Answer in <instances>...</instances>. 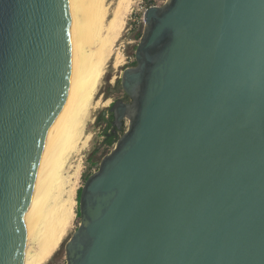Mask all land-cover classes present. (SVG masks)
<instances>
[{"label": "water", "instance_id": "1", "mask_svg": "<svg viewBox=\"0 0 264 264\" xmlns=\"http://www.w3.org/2000/svg\"><path fill=\"white\" fill-rule=\"evenodd\" d=\"M75 1L0 0V264L56 155ZM120 84L65 264H264V0L149 6Z\"/></svg>", "mask_w": 264, "mask_h": 264}, {"label": "bare ground", "instance_id": "2", "mask_svg": "<svg viewBox=\"0 0 264 264\" xmlns=\"http://www.w3.org/2000/svg\"><path fill=\"white\" fill-rule=\"evenodd\" d=\"M91 1V9L83 6L81 0L75 1L72 26L76 76L55 158L25 214L22 264H44L60 246L71 215L69 202L63 197L67 183L63 169L71 154L82 150L91 137V133L85 132L86 122L91 109L101 102V99L97 100L96 93L124 26L122 15L126 7L116 10L114 17L107 22L105 0ZM90 23L102 35L98 34L101 36L96 48L86 54L84 43ZM122 60L123 54L118 52L115 66L121 65ZM32 232L38 233L34 250L27 243V236Z\"/></svg>", "mask_w": 264, "mask_h": 264}, {"label": "rangeland", "instance_id": "3", "mask_svg": "<svg viewBox=\"0 0 264 264\" xmlns=\"http://www.w3.org/2000/svg\"><path fill=\"white\" fill-rule=\"evenodd\" d=\"M87 1L85 0L84 3V0H81V3L83 6H87L91 9L90 2L92 1ZM152 2H161V0H105V6L107 8L108 15L107 22H109V20L114 17L116 10L120 9L121 7L122 9L126 7L125 12L122 15L124 19V26L121 28L118 40L115 42V46L113 47V54L107 61L103 79L101 80L96 93L97 100L101 99V102L96 107H94L93 110L91 109L86 122L85 132L91 133V137L87 145L82 150L71 154V157H69L63 169V175L66 177L67 181L65 185L66 192L63 197L69 202L71 215L58 250L44 264H65V244L72 234L77 230L80 222V216L78 215L79 189L84 185L86 178L97 170V164L100 163L102 158L115 148L117 140L125 131L124 130L122 133L118 132V139H116L114 144L108 148H105V126L98 123V121L103 112L110 111L109 109L114 101V96L107 94L108 89L111 90L115 88L122 76L124 69L133 65L132 60L133 58L135 60V50L138 43L140 42V38L144 29V11L150 6ZM90 24H88V28H90L88 33L89 36L87 35V41L85 40L84 43L86 54H90L91 51L96 48V43H98L100 39L99 36L102 35V32L99 33V31L95 29L96 26L93 27V23ZM118 52L123 54V60L121 65L115 66ZM91 157L93 158L92 160H90ZM37 241L38 233L32 232L27 236V243L29 244L31 250L36 248Z\"/></svg>", "mask_w": 264, "mask_h": 264}, {"label": "flooded vegetation", "instance_id": "4", "mask_svg": "<svg viewBox=\"0 0 264 264\" xmlns=\"http://www.w3.org/2000/svg\"><path fill=\"white\" fill-rule=\"evenodd\" d=\"M107 94L114 96L113 103L118 101V100H123V101L128 102V103L131 102V99L124 92V90L122 88L117 87V88L111 89V90L108 89ZM109 110H110L109 112H103L102 115H101V117H105L106 119H111L112 118V128H111L110 132L108 133V135H111L112 132L116 133L117 130L124 131L125 127H126V121H127L126 118H124L122 120V124H121V123H119L118 121L115 120V118L113 117V113L111 112V109H109ZM100 124H103L104 126H106L107 122L104 120V121H101Z\"/></svg>", "mask_w": 264, "mask_h": 264}, {"label": "trees", "instance_id": "5", "mask_svg": "<svg viewBox=\"0 0 264 264\" xmlns=\"http://www.w3.org/2000/svg\"><path fill=\"white\" fill-rule=\"evenodd\" d=\"M135 64V61H133V65ZM122 88L121 87V84H120V80L118 81L117 85L115 86V88ZM113 88V89H115ZM106 121L107 122V125L104 127V131H105V135H106V138H105V148H108L110 147L111 145L114 144V142L116 141V139H118V132H123V131H119L117 130L116 133H113L111 135H108V133L110 132L111 128H112V118L111 119H106L105 117H101L98 121V123H100L101 121ZM120 136V135H119ZM93 158L91 157L90 160H92ZM81 191H82V187L79 189V195H78V203H79V200H80V194H81ZM78 215L80 216V210L78 209Z\"/></svg>", "mask_w": 264, "mask_h": 264}, {"label": "built area", "instance_id": "6", "mask_svg": "<svg viewBox=\"0 0 264 264\" xmlns=\"http://www.w3.org/2000/svg\"><path fill=\"white\" fill-rule=\"evenodd\" d=\"M166 2V0H161V2H152L151 4H150V6H152V5H162V4H164ZM132 61H135L134 60V58H133V60ZM128 124V121H126V125ZM125 129H126V127H125Z\"/></svg>", "mask_w": 264, "mask_h": 264}]
</instances>
